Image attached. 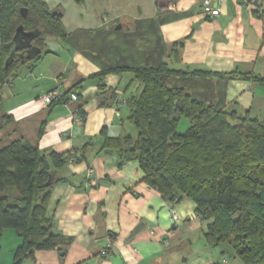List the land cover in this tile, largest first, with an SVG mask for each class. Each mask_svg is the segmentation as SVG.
<instances>
[{"label": "crops", "instance_id": "obj_1", "mask_svg": "<svg viewBox=\"0 0 264 264\" xmlns=\"http://www.w3.org/2000/svg\"><path fill=\"white\" fill-rule=\"evenodd\" d=\"M45 2L51 10L63 9L67 36L49 38V53L0 83V148L23 139L45 153L75 154L80 161L56 170L60 181L48 204L53 231L71 245L66 251L38 250L22 264H217L225 258L226 264H242L225 257L222 247L208 245L207 223L192 200L171 206L143 182L138 162L119 168L105 139L137 134L127 100L139 84L130 71L97 75L164 62L183 72L264 75V0H218L217 17L204 16L200 0H85L72 17L62 4ZM176 42H183L177 63L170 59ZM170 85L216 109L235 108L264 122L260 83L179 74L170 77ZM56 88L67 102L47 100ZM105 99L109 105L102 106ZM22 242L14 230H5L0 264H13Z\"/></svg>", "mask_w": 264, "mask_h": 264}, {"label": "trees", "instance_id": "obj_2", "mask_svg": "<svg viewBox=\"0 0 264 264\" xmlns=\"http://www.w3.org/2000/svg\"><path fill=\"white\" fill-rule=\"evenodd\" d=\"M74 1L82 5L85 0ZM53 11L61 15H53ZM63 14L62 8L51 10L45 0H0L1 84L22 65L49 53L48 38H66ZM20 25L33 33L31 39L16 36ZM182 46L183 42L171 46L172 62L180 61ZM125 71L132 72L139 84L138 93L127 100L129 121L137 134L106 137L104 144L118 155L119 168L138 162L143 182L171 206L192 200L198 218L207 223L208 245L222 247L225 257L237 258L242 264H264V122L235 108L216 109L213 104L194 100L187 90L170 85V77L181 74L264 86V75L183 72L164 62L158 68H117L97 77ZM63 99L56 103L67 102ZM1 101L0 95V107ZM101 105L109 102L105 99ZM183 118L189 127L181 133L178 129ZM77 158L75 154L45 153L23 139L0 148V238L11 229L23 240L14 250L13 264L33 259L38 250L66 251L71 245L70 238L53 231L48 204L54 185L60 181L55 179L56 170L70 161H80Z\"/></svg>", "mask_w": 264, "mask_h": 264}, {"label": "built area", "instance_id": "obj_3", "mask_svg": "<svg viewBox=\"0 0 264 264\" xmlns=\"http://www.w3.org/2000/svg\"><path fill=\"white\" fill-rule=\"evenodd\" d=\"M245 1H249V0H245ZM200 3H201L202 13L204 16H206V17H217L220 15V7H219L218 0H200ZM63 97H64V93L59 88H56V89H54L48 93L47 100L50 103H56V102L60 101L61 99H63ZM70 100L71 101H78V95L77 94H71ZM76 118L79 122L84 121V116L80 113V111H78V116ZM90 173H91V171H90ZM177 219H178L177 215L174 214L173 220L177 221ZM103 255L108 256V253L106 251H104ZM227 261L228 260L225 258L220 263H217V264H226Z\"/></svg>", "mask_w": 264, "mask_h": 264}, {"label": "rangeland", "instance_id": "obj_4", "mask_svg": "<svg viewBox=\"0 0 264 264\" xmlns=\"http://www.w3.org/2000/svg\"><path fill=\"white\" fill-rule=\"evenodd\" d=\"M54 4H56V3H60V4H62L64 7H66L67 9V11H68V15L69 16H71L72 17V9L74 8V9H76L77 8V4H76V2L74 1V0H69V1H67V0H51ZM89 1H93V0H89ZM96 1H98V0H96ZM100 1H102V0H100ZM96 3H98V2H96ZM90 5L91 4H89V7H90ZM99 7L100 6H97L96 8L97 9H99ZM81 9V8H80ZM76 12H77V10H76ZM90 13H91V11H90ZM50 39L48 38L47 39V42H48V44H49V42L50 41H53V40H50ZM50 45V44H49ZM51 46V45H50ZM180 126H179V132H181V133H184L187 129H188V126H189V123H188V120H186L185 118H183L181 121H180Z\"/></svg>", "mask_w": 264, "mask_h": 264}, {"label": "water", "instance_id": "obj_5", "mask_svg": "<svg viewBox=\"0 0 264 264\" xmlns=\"http://www.w3.org/2000/svg\"><path fill=\"white\" fill-rule=\"evenodd\" d=\"M21 14H22L23 17L26 16V13H25V10H24V9L21 10ZM52 14H53V15H61V14H59V13L56 12V11H53ZM120 28H121L120 26L117 27V29H120ZM20 34H22L24 37H26V38H30V39L33 37V33H32V32H26V31L24 30V27H23L22 25H20V26L17 28L16 36H17V35H20ZM15 39H16V37L14 38V41H15ZM13 55H14V54H11L10 58L8 59V61H7V63H6V66H7V67H8L9 64H10V62H11V58H13ZM52 181H53V179H50L49 183H51Z\"/></svg>", "mask_w": 264, "mask_h": 264}]
</instances>
